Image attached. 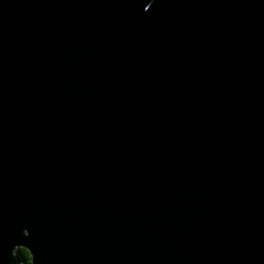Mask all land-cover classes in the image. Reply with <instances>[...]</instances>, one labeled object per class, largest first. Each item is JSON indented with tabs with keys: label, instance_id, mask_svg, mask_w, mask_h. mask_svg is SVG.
I'll return each instance as SVG.
<instances>
[{
	"label": "water",
	"instance_id": "1",
	"mask_svg": "<svg viewBox=\"0 0 264 264\" xmlns=\"http://www.w3.org/2000/svg\"><path fill=\"white\" fill-rule=\"evenodd\" d=\"M264 264V0H0V264Z\"/></svg>",
	"mask_w": 264,
	"mask_h": 264
},
{
	"label": "trees",
	"instance_id": "2",
	"mask_svg": "<svg viewBox=\"0 0 264 264\" xmlns=\"http://www.w3.org/2000/svg\"><path fill=\"white\" fill-rule=\"evenodd\" d=\"M16 255L19 257V259L24 263V264H30V254L27 250L25 249H17L16 250Z\"/></svg>",
	"mask_w": 264,
	"mask_h": 264
}]
</instances>
